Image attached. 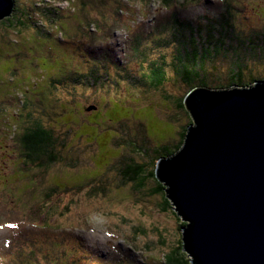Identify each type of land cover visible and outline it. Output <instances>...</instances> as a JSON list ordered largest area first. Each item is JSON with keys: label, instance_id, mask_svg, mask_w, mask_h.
I'll return each mask as SVG.
<instances>
[{"label": "rangeland", "instance_id": "1", "mask_svg": "<svg viewBox=\"0 0 264 264\" xmlns=\"http://www.w3.org/2000/svg\"><path fill=\"white\" fill-rule=\"evenodd\" d=\"M233 1L241 8L235 10L234 25L242 36L264 32V0ZM16 2L15 15L19 8L26 13L23 17L18 14L15 22L20 18L25 25L6 26L8 20L0 19V246L11 234L27 229L29 238H22L20 245L25 251L33 250L22 255L20 245L14 244L11 253L0 251V264H168V255L173 253L192 260L191 254L179 249L182 216L173 203L167 209L163 194L150 192L157 185L156 179H147L146 186L138 188L127 180L123 168L133 158L146 163L151 171L159 144L176 149L190 120L180 100L190 89L175 67H167L169 81L158 89L135 85L129 77L106 67L105 85L101 82L85 90L80 83L64 79L73 75L72 64L84 53L77 40L90 44L75 34L78 27L91 32V45L103 51V43L94 39L95 27L86 28L101 18H107L103 21L115 28L108 34L109 46L105 43L114 61L124 64L133 76L141 75L138 57L126 41L140 30L168 37L171 9H161L155 0ZM45 10L59 15V24L69 31H52L55 25ZM30 14L46 24V39L36 34L33 19L28 20ZM144 43L150 45L145 39ZM216 66V74L225 79L227 63L219 59ZM254 69L264 78V68ZM27 101L31 104L25 106ZM32 120L41 121L52 131L56 139L52 152L57 160L43 170H26L29 176L24 177V172L13 167L19 165L16 167L24 170L18 133ZM93 179L97 180L94 184ZM79 182L86 183L83 191L77 189ZM54 185H60V194L48 225L56 229L36 230L28 224L26 214ZM95 186L100 189H93ZM7 222H15L17 227L10 229Z\"/></svg>", "mask_w": 264, "mask_h": 264}, {"label": "trees", "instance_id": "2", "mask_svg": "<svg viewBox=\"0 0 264 264\" xmlns=\"http://www.w3.org/2000/svg\"><path fill=\"white\" fill-rule=\"evenodd\" d=\"M152 1L153 0H149V2ZM155 1L159 4L161 9H171V14H173V17L171 15L169 20L171 31L170 35L165 37L157 32L142 33L140 30V32H135L133 34L134 37L128 38L126 41V44H128L127 47L138 57L137 64L141 69V75L133 76L129 73L124 64L114 61L110 52L111 49L108 47L109 44L106 41L108 40V34H113L115 28L110 24L111 22L103 21L107 18H101V21H94V23H90L86 28L90 29V26L95 27L93 30L95 32L92 33L95 35L94 39H97L99 44L103 43V51L98 52L91 45L94 44L92 36H90L91 32L88 33V30L84 31L85 27L83 28L84 30L78 27L75 34L87 38L90 44L82 41L83 39L77 40L84 53L77 56L76 64L71 63L73 75L66 76L64 79L72 83H80L84 86L83 89L85 90L95 87L101 82L105 85L103 81V70L105 69L103 68L106 67L109 68L108 71L114 70L122 77H129L135 85L145 84L148 88L158 89L164 87L169 81L167 67L169 65L175 67L179 77L190 89L180 100L181 108L187 112L188 116H190V120L181 131V138L176 142V149L170 150L172 147L171 144L170 148H168L167 145L163 146L159 144L157 149H155L157 151V158L154 161V169L151 171L148 170V165L146 163L136 162L133 158H129L130 161L126 162L123 166V168L127 170V180L135 182L138 188L145 187L147 179H156L157 185L152 188L150 192L153 195L159 193L163 194L167 202L165 206L167 205L166 207L169 209L173 201L167 196L166 181L163 182L157 177L156 168L160 158L170 157L178 153L185 144L189 126L193 124L192 115L186 106L187 94L196 89L200 91H224L229 89H244L249 86L253 87L257 84H264V78L253 72V70H255L254 68H264V32L252 33L248 35L247 38L242 36L234 25L235 10H240L241 8L237 7L233 0H219L220 3H217V0ZM215 4H219L220 6L218 8L214 7ZM171 5L177 7L171 8ZM203 6H205L204 9L202 8ZM17 8L18 5L16 2L13 14L3 19L8 20V23L5 24L6 26L13 25L15 27L16 25H25L24 20L20 18L15 22L18 14L23 17L26 13V11H22L19 8L18 12L20 13L15 15ZM55 9L53 10L54 12H56ZM45 11L49 14L50 21L55 25L52 31L58 29V31L64 34L65 30L68 29L64 25L59 24L60 16L52 15L53 13L51 14L48 10ZM118 11L123 12V9ZM33 12L39 15V12ZM54 16H56L57 20ZM29 19H33L31 23L35 25L32 27L36 28V34L39 33V37L46 39V33L44 31L46 24L43 21H36L33 14H30L28 20ZM106 33L107 35H105ZM52 35L53 33L48 34L47 37ZM61 37L63 40L65 39L62 35ZM71 37L72 36H70V38ZM41 38L39 39L40 41ZM144 39L149 41L150 45H146ZM56 41L59 42L61 40L57 39ZM105 43H107L106 45L108 46L105 47ZM151 43L155 44V46ZM167 55H171L172 59L170 60ZM219 59H223L228 65L225 79L222 75L216 74L219 70V67L216 66V61ZM142 68L144 71H142ZM215 74L220 80L218 84ZM211 83L216 84L213 85ZM24 104L27 106L31 103L27 101V103L24 102ZM27 117L29 119L32 118V111L28 112ZM17 131L18 130L15 131L14 135H17ZM18 138L21 140L22 144L20 155L22 154L24 170L23 168L16 167L19 165L13 168H17L19 171L24 172V177L29 176L26 174V170H32L34 167L43 170L50 162H55L57 160L52 152L56 139L53 137L52 131L41 121H30L29 126H26L22 133H18ZM96 181V179H93L92 183L94 184ZM84 182L86 181L84 180ZM84 182H79L77 186L79 191L85 189L84 186L86 183ZM59 189L60 185L51 186L49 192L44 194L42 201L33 204L30 207V212L26 214L29 218L28 224L36 227V230L45 228L56 229L53 227L54 225L49 226L48 224L51 223L50 219H53L51 214L56 207L55 199L56 196L60 194ZM93 189L99 190L100 186H95ZM25 194H27V192H24V195ZM2 224L0 228L3 227ZM186 224L185 221H182L179 225L180 230ZM6 226L10 229H14L17 227V224L15 222H7ZM58 226L61 227V225ZM26 231L27 229L13 235L11 234L10 237L5 240L4 245L0 246V251L11 253L14 244L20 245L22 238L25 236L29 238ZM81 239L80 237V240ZM179 249H183L182 242ZM19 250L22 255H29V252L32 251L33 248L31 247L30 251H25L24 247L20 245ZM33 253L35 254V252ZM90 256H92V252ZM121 256L125 258V255L122 254ZM184 258L185 257H180V255L174 253L169 254L168 264H194L191 259L185 260Z\"/></svg>", "mask_w": 264, "mask_h": 264}, {"label": "water", "instance_id": "3", "mask_svg": "<svg viewBox=\"0 0 264 264\" xmlns=\"http://www.w3.org/2000/svg\"><path fill=\"white\" fill-rule=\"evenodd\" d=\"M15 0H0V19ZM193 118L182 149L157 177L187 222L194 264H264V84L186 97Z\"/></svg>", "mask_w": 264, "mask_h": 264}, {"label": "clouds", "instance_id": "4", "mask_svg": "<svg viewBox=\"0 0 264 264\" xmlns=\"http://www.w3.org/2000/svg\"><path fill=\"white\" fill-rule=\"evenodd\" d=\"M192 91H194V90H192ZM192 91H191V92H192ZM191 92H190V93H191ZM190 93H189V94H190ZM187 95H188V94H187ZM157 163H158V162H157ZM186 223H187V222H186ZM181 233H182V228H181ZM181 235H182V234H181ZM182 236H183V235H182ZM181 240H182V246H184V245H183V239H182V237H181ZM183 250H184V248H183ZM185 252H186V251H185ZM187 253H188V252H187ZM188 255H190V254L188 253ZM190 256H191V255H190ZM191 257H192V256H191Z\"/></svg>", "mask_w": 264, "mask_h": 264}, {"label": "bare ground", "instance_id": "5", "mask_svg": "<svg viewBox=\"0 0 264 264\" xmlns=\"http://www.w3.org/2000/svg\"><path fill=\"white\" fill-rule=\"evenodd\" d=\"M186 139V138H185Z\"/></svg>", "mask_w": 264, "mask_h": 264}]
</instances>
